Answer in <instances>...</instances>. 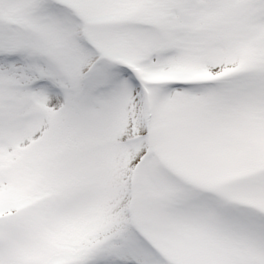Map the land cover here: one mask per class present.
I'll return each mask as SVG.
<instances>
[{
	"label": "rangeland",
	"instance_id": "obj_1",
	"mask_svg": "<svg viewBox=\"0 0 264 264\" xmlns=\"http://www.w3.org/2000/svg\"><path fill=\"white\" fill-rule=\"evenodd\" d=\"M66 1L86 17L101 16L94 13L100 0ZM133 1V36L120 38L122 24L110 18L107 21L111 25L104 21L100 23L103 26L92 30L96 41L109 39V34L115 33L107 40L109 48L113 47L112 56L124 61L98 62L89 82L83 79V69L74 68L75 61L62 38L17 30L10 18L0 22V153L5 156L0 154V249L4 244L20 251L6 257L23 263L41 254L46 264H54L64 257L73 260L70 258L82 245L103 239L100 250L93 251L104 255V264H143L141 254L134 256L122 250L130 248L126 230L131 165L142 157V137L149 130L146 94L138 70V64L143 62L150 72L148 82L173 83L156 89V94L166 93L170 107L162 108L157 115L160 124L152 139L158 133L161 140L155 151L169 164L185 167H179L178 174L163 172L155 178L144 165L142 222L178 264H264V257L247 251L244 256L240 251L247 247L238 241L232 246L231 240L225 242L227 234L239 235L232 230L233 211L248 210L264 220V188L258 181L264 182V140L260 142L252 133L248 120L251 109L259 113V97L245 96L241 87L233 85L225 91H231L232 96L242 93L236 101L227 99L225 91L218 95L207 92L215 85L216 76H241L263 66L255 54L264 49V0ZM141 30H149L150 36L144 39ZM229 35L234 40L226 42ZM211 53L216 57L213 54L208 62ZM198 79L212 83L193 84ZM129 82L140 94L141 136L134 128L137 121L128 127L114 112L106 111L108 101L115 103L117 96H123L117 89ZM33 84L39 85L36 94L31 92ZM97 88L100 93H96ZM84 90L88 102L81 117L94 127L95 138L89 146L76 147L73 137L65 138L63 133L66 119ZM100 101L102 105L96 106ZM192 104L200 107H191ZM226 105L233 106V113L226 110ZM230 122L243 133L247 163L245 175L234 179L219 174L220 162L212 160L224 146L239 152L236 143H229L231 147L222 144ZM54 142H64L65 146L59 148ZM151 161L148 153L144 163ZM59 169L63 175L58 177ZM33 176L41 177L42 182L26 192L27 181ZM212 184L224 187V193L235 201L229 222L204 215L199 224L200 187H215ZM52 191L58 195V204L54 205L51 226L53 211L51 207L46 211V205H51ZM47 192L49 197L39 200L38 194ZM71 198L75 206L69 203ZM37 218L36 226L33 223ZM45 221L54 231V240L49 241L53 247L42 238ZM253 235V239L243 242L251 246L252 252L253 248L264 247V236L261 239ZM218 240L226 245L219 246ZM157 257L152 255L150 259L154 260L145 264H165ZM78 264L101 263L86 258Z\"/></svg>",
	"mask_w": 264,
	"mask_h": 264
},
{
	"label": "bare ground",
	"instance_id": "obj_2",
	"mask_svg": "<svg viewBox=\"0 0 264 264\" xmlns=\"http://www.w3.org/2000/svg\"><path fill=\"white\" fill-rule=\"evenodd\" d=\"M103 11L107 12H114L119 16H122L123 19L121 20L122 25H118L121 27L120 38H124L126 35L133 36L132 28L135 27L134 22L132 20V16L135 13L134 9L136 8V4L133 0H103L101 6H99ZM18 9V10H15ZM75 10L69 4L61 1V0H0V20L11 18L15 20V23L19 25H23L25 27H29L33 30L42 32L44 35L55 34L58 37L62 38L66 41L69 51H71L72 57L75 61L74 68H81L85 69V64L90 62L94 59L95 55L91 50V47L84 43L82 39L83 27L84 24L79 23V19L74 15ZM218 25H221V22H218ZM230 31L229 27H227ZM217 30H220V26H218ZM122 32H124L122 34ZM236 30L231 34H235ZM141 36L144 39H147L149 35L148 31L141 30ZM231 35L226 37V40L232 39L230 38ZM69 42V43H68ZM227 42V41H226ZM230 47H233L230 45ZM213 54L211 53L208 58V62H211L213 59ZM257 56L260 61L264 62V49L262 51L257 52ZM216 57V56H215ZM246 79H235L232 78L228 81L218 80L220 84L218 88L213 89L208 87L207 92L209 93H216L217 95L221 92H224L225 89L229 90L232 85L238 86L242 88V93L245 96L252 95L259 97L257 98V105L259 106V113H253L254 110H250L249 116V124L254 135H257L258 140H262L263 133L262 132L259 136V131L264 130V68L256 69L251 71L250 73L245 75ZM131 82L129 84H124L121 90H118V93L122 91L123 96H120L116 99V102L111 103L107 102V113H115L124 123L125 126H130V124H134V128L140 136L143 133L142 126L139 119V101H140V94L138 90H135V87ZM213 91V92H212ZM241 93V94H242ZM241 94L231 95V91H225V96L227 99L232 101H236L237 99H241ZM87 102V95L84 93L77 101L75 107H73L70 116L67 117L65 126L68 129H65L63 135L73 137L74 140L73 144L76 146H85L86 144L90 143L93 138L95 137L94 127L90 125V123L81 117V113L85 104ZM263 103V105H262ZM101 102H99L96 106H101ZM191 107H198L197 104L190 105ZM226 110L231 114L233 113V106L226 105ZM142 114V113H141ZM224 140L222 144H227L230 146L229 143H236L238 146V153L235 152L233 149L224 148L219 152L214 154L213 163L220 162V169L217 170L219 174L224 175L225 177H231L239 175H243L247 168V163L244 160V147L242 145L243 140V133L242 131H238L230 122L226 128L225 133L223 134ZM257 145H260L254 138L251 139ZM210 142V141H209ZM55 144V142L53 143ZM55 145H58L55 144ZM64 142H61L58 147H64ZM227 147V146H226ZM231 147V146H230ZM44 148H48L47 145H44ZM158 161L148 163L147 171L149 174L154 173L155 168L158 171H155V178H157L161 173L162 170L159 168L162 166H157ZM159 163L163 166L166 164L162 161ZM262 176L264 177V172H261ZM261 182V187L264 188V182L262 180H258ZM41 182V178L38 176H33L30 180L27 181V185L25 191L27 192L28 189L35 187L36 185ZM204 192L201 194V202L199 204L200 208V222L203 219L204 215L208 216L209 218L213 219H224L229 218L230 213L228 211L232 210L233 201L223 194L221 188L215 189H202ZM222 195V200L220 201L219 197ZM237 206H235L236 208ZM241 209V208H240ZM232 230H237L239 235L234 236L232 233L227 234L226 243L230 241V246L233 245L235 241H238L242 246L247 247V250L242 249L240 252L244 254V256L249 253L255 254V256H259L263 258L264 254V247H259L258 249L253 248L254 252L251 251V246H246L243 244L246 239H253L255 235L258 234L259 237L264 236V220L260 217V215L256 213H251L250 211L246 210L245 212L236 211L232 215ZM229 222V221H226ZM128 227V226H127ZM201 228V226H200ZM231 228V227H230ZM197 231L199 232V226ZM126 236L129 237V246L131 248H125L123 251L130 252L131 255L141 254L142 261L148 260L152 257V251H146V247L137 239L136 236L131 234V231L127 228ZM121 239V237H118ZM233 239V240H232ZM262 239V238H261ZM221 244L226 243L224 241H220ZM228 246V247H230ZM229 252H235V250H231L227 248ZM233 258V257H231Z\"/></svg>",
	"mask_w": 264,
	"mask_h": 264
}]
</instances>
